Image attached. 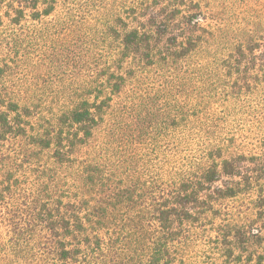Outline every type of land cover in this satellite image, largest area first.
Wrapping results in <instances>:
<instances>
[{
  "label": "trees",
  "instance_id": "trees-1",
  "mask_svg": "<svg viewBox=\"0 0 264 264\" xmlns=\"http://www.w3.org/2000/svg\"><path fill=\"white\" fill-rule=\"evenodd\" d=\"M103 2L0 0V264H264V61L254 40L252 79L207 94L191 66L206 39L204 0H121L101 16ZM239 52L220 58L225 69ZM48 83L68 103L46 105ZM243 87L246 127L217 124L233 113L214 102L234 103ZM149 105L156 117L138 114ZM167 131L165 177L142 175L137 149L163 146Z\"/></svg>",
  "mask_w": 264,
  "mask_h": 264
},
{
  "label": "rangeland",
  "instance_id": "rangeland-1",
  "mask_svg": "<svg viewBox=\"0 0 264 264\" xmlns=\"http://www.w3.org/2000/svg\"><path fill=\"white\" fill-rule=\"evenodd\" d=\"M204 2L205 5L203 7L202 14L199 13L197 17V20L200 22L197 33L200 36H204L206 39L203 42L202 49L197 53V55L193 59L195 63L191 65L195 67L197 69V72L199 73V77L196 81V84H198L199 89L202 88V90H204L203 92L207 94H209V92H211V94L216 93L217 90L218 92H223L222 90L225 87L228 88L227 90L233 91V87H228L229 83L227 80H237L239 81V83H243L246 80H251L252 76H254V72H256L257 70V68L252 67L253 62H249V58H246L245 49L247 46H249L248 44H250L252 40H254V44H256L257 46V48L255 49L256 55L264 61V0H204ZM102 5H106V8L102 9L103 12H101V16L110 15L113 12H118V9L121 5V0H104ZM72 29H75V32L71 34V36L66 30L62 33L64 37L58 36L57 42L64 44H66V42H70L71 44V42L73 41V37L75 39L77 35L82 31L90 32L94 28H88L87 25L86 28ZM34 41L40 43L37 41V39H34ZM5 43L6 41H3V46L5 45ZM241 48L244 50V55L243 57H241V63L238 66L236 64H233L235 67L231 66V71L225 69V64L222 63V60L220 58L223 57L224 54L228 55L230 52L232 57L235 52H237V54L239 55V49ZM2 49L3 47H1L0 50ZM2 57L3 55L0 54V58ZM78 64H80L81 66L83 62L80 61L78 62ZM102 64L103 62H101V65ZM247 68L249 69L248 73H246L248 70ZM73 69L75 72L76 67L74 66ZM81 70L82 68L77 69V71L79 72H81ZM250 72L251 74H249ZM80 74L81 76L75 78L76 80L78 79L77 82L82 84L80 80H89L88 76H84L82 72ZM67 77H71V74L68 73ZM151 77H155V79L160 78L157 75L155 76V74H153ZM77 82H75V84ZM66 84L72 85L68 80ZM157 84L158 83L154 81L150 89L152 94L156 92L155 94L161 96L163 93H165V91L161 90L163 88L159 87ZM31 86L36 87L34 84H32ZM48 86V90L46 89L45 91H43V93L45 94V96H49V98L41 99L45 100L44 102H47L46 105L50 106L51 108H54L55 110V108L58 106V101H60V99L61 102L68 103V100H66V98L62 96V93L51 95V90L55 88L54 84L48 83L46 88ZM194 86L195 84L190 82V85L187 86V88L192 90ZM131 87V84L128 83L123 88L121 96H131L130 94L133 93ZM238 90L239 95L236 96H238L239 98L236 99L234 103L231 102L225 105L214 102V107L212 109L218 110L223 107H227L230 110V113H233V115L229 119H221L218 121L217 124L226 126L228 125L246 127V114H243V112L246 110V101L243 100V98L246 97V87H243L241 89L239 88ZM36 91V95L42 92L40 90ZM135 94L138 95V93ZM167 96L170 97L169 95ZM137 98L139 99V97ZM119 99L120 97H116V100ZM138 99L133 98L129 102L138 101ZM154 103H156L155 98L153 102L151 101L150 105L153 106ZM150 105L149 107H137L139 109L138 114L141 115L144 113L147 114V112H154V115H151V117H156L155 115L157 113V110L156 108H150ZM170 131H167L164 134L162 133V141L159 142V144H163V146L159 147V145L156 146L155 143L148 144L146 142H143L146 143L143 146H141L142 144H140V148H138L137 151L139 152V156H144L143 158H141L143 162H139L140 165L138 169L141 168V172H144L142 175H150L154 174L155 172H158L161 175L163 174V178L165 177V174L167 173L172 160L171 148L169 150H167L166 148V145L168 143L170 147V139L172 138L170 136ZM129 132L131 131L129 130ZM174 136L179 137L177 135ZM115 147L119 148L120 146H117L116 143H112L110 149H113ZM150 151L151 153L149 154Z\"/></svg>",
  "mask_w": 264,
  "mask_h": 264
}]
</instances>
